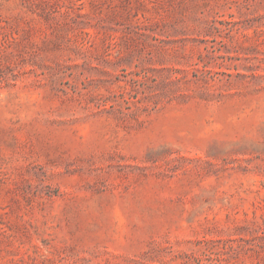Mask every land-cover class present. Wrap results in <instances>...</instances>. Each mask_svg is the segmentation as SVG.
<instances>
[{
    "label": "rangeland",
    "instance_id": "obj_1",
    "mask_svg": "<svg viewBox=\"0 0 264 264\" xmlns=\"http://www.w3.org/2000/svg\"><path fill=\"white\" fill-rule=\"evenodd\" d=\"M0 264H264V0H0Z\"/></svg>",
    "mask_w": 264,
    "mask_h": 264
}]
</instances>
